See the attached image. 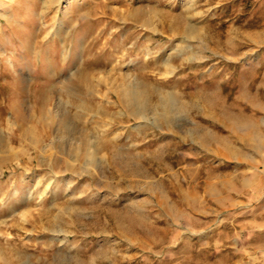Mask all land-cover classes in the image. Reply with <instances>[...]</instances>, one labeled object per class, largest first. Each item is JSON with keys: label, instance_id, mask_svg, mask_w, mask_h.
<instances>
[{"label": "rangeland", "instance_id": "1", "mask_svg": "<svg viewBox=\"0 0 264 264\" xmlns=\"http://www.w3.org/2000/svg\"><path fill=\"white\" fill-rule=\"evenodd\" d=\"M256 121L264 0H0V264H264Z\"/></svg>", "mask_w": 264, "mask_h": 264}, {"label": "bare ground", "instance_id": "2", "mask_svg": "<svg viewBox=\"0 0 264 264\" xmlns=\"http://www.w3.org/2000/svg\"><path fill=\"white\" fill-rule=\"evenodd\" d=\"M185 30H186V34L187 33H190V34H192V33H194V29H193V27L192 26H190V25H188V26H186V28H185ZM63 61V60H62ZM118 61V60H117ZM116 61V62H117ZM121 61V60H120ZM119 62V61H118ZM113 69H111V71H112ZM54 72H56V71H54ZM55 74V73H54ZM129 77V73H127V76H126V81H125V84L124 85H122V88L121 89H119L118 88V86H116L113 82H111L110 80H107V79H109L110 78V74L109 73H107V76H106V84H108V83H110L109 84V86H110V89H112L113 90V87H114V90H113V92L115 93V97H116V99H115V101H116V103L115 102H111L112 104H116V105H121L122 103L121 102H125L124 103V105H127L128 107H132V110H133V113H136L135 111H137V109L139 108L140 109V107H141V105H138L139 103H138V101H139V97H140V94H141V92H140V90H138L136 87H134L133 85H131V80H127V78ZM64 79H65V81H63L61 84H60V86H59V88L62 90V88H66L70 83H72L73 81H72V78H67V77H64ZM114 79V78H113ZM26 81V80H25ZM75 81L79 84H82L83 86H86L87 88H89V90L91 89V86H92V83H91V81H90V77H89V75H88V73H86V72H79L76 76H75ZM110 81V82H109ZM75 82V83H76ZM21 81H15L14 82V86L16 87H18V86H20V87H23V86H21ZM102 83V82H101ZM90 93V92H89ZM141 98V97H140ZM164 99H165V101H168L167 100V97H164ZM144 101V100H143ZM164 101V100H163ZM164 101V102H165ZM163 102V103H164ZM111 103H108V105H110ZM121 103V104H120ZM165 104V103H164ZM163 104V105H164ZM12 105H14V104H12ZM123 105V104H122ZM57 116V115H56ZM56 116H53V117H51V119H49L47 122H46V125H48L49 127H52L53 128V130H55V131H57V132H59V134H57V135H60L61 136V134H63L65 131H67V132H69L68 133V135L70 136V134L71 135H74V134H76V133H78L79 132V135L81 134H83L85 131L84 130H82V132H80L78 129H77V127L76 126H74V124L73 123H71L69 120H66V119H64V117L63 118H61V119H59V118H55ZM58 117V116H57ZM21 124H24V122H23V120H21ZM29 129V128H28ZM28 129H26V130H28ZM26 130H24L25 132H26ZM56 133V132H55ZM102 136V135H101ZM257 136V135H256ZM72 137V136H71ZM88 139V138H87ZM85 140L84 142H83V144H84V146H83V157L86 159V158H91V157H93V155H92V153H96L97 152V150H98V148L99 147H94V149L93 148H91V145H89V139L88 140ZM105 140V137L104 136H102V138H97V140H98V142H99V140ZM32 142V141H31ZM33 143V145H35V147H37L38 146V144H36V140H34V142H32ZM65 144V143H64ZM81 144V143H80ZM68 146V145H67ZM80 147H81V145H79ZM71 147V146H70ZM69 149V148H68ZM70 150H71V148H70ZM69 150V151H70ZM72 151V150H71ZM70 154V153H69ZM92 159V158H91ZM88 160H90V159H88ZM92 161V160H91Z\"/></svg>", "mask_w": 264, "mask_h": 264}, {"label": "crops", "instance_id": "3", "mask_svg": "<svg viewBox=\"0 0 264 264\" xmlns=\"http://www.w3.org/2000/svg\"><path fill=\"white\" fill-rule=\"evenodd\" d=\"M249 134H250V139L255 142L254 148L258 149L261 142L264 141L261 139L262 136H264V132H262V129L259 128L257 121L255 123L254 128L250 131ZM262 143H264V142H262Z\"/></svg>", "mask_w": 264, "mask_h": 264}]
</instances>
